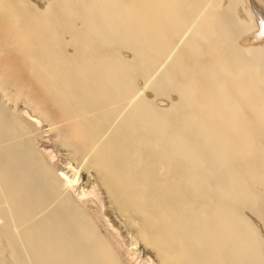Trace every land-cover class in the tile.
<instances>
[{"label": "bare ground", "instance_id": "obj_1", "mask_svg": "<svg viewBox=\"0 0 264 264\" xmlns=\"http://www.w3.org/2000/svg\"><path fill=\"white\" fill-rule=\"evenodd\" d=\"M76 1L90 4L78 40L59 52L38 35L22 52L30 77L9 75L36 116L0 101V264H123L88 211L106 201L102 217L119 218L156 264H264V0ZM19 32L33 43L27 25ZM146 52L166 53L137 88L130 66ZM172 61L183 75L170 81ZM153 83L168 86L163 104L141 96ZM40 120L65 170L32 143Z\"/></svg>", "mask_w": 264, "mask_h": 264}, {"label": "rangeland", "instance_id": "obj_2", "mask_svg": "<svg viewBox=\"0 0 264 264\" xmlns=\"http://www.w3.org/2000/svg\"><path fill=\"white\" fill-rule=\"evenodd\" d=\"M47 1H48V11L46 12V14H37L33 9H30L26 5H23L22 3H20V4L23 6L18 5V4H14L11 0H0V25L6 27V28H4V27L2 28L0 26V95H1L0 101H2L4 108H9V110L11 109V111H15V113L20 112L21 110H24L29 115L32 114V116L33 115L36 116V112H37L36 109L33 107V105L30 102L31 101L30 96L27 95L28 94L27 91H25L24 89H22V90L19 89L14 82H13L14 84L11 83L12 79H11V77H9V75L10 76L15 75L17 77V79L23 75H25V76L28 75V77H30V75H31L30 73H32L31 69H30L31 63L28 62V60H26L23 57L22 52L28 51V49H30V46H31V48H33V46L35 48V46L40 45L41 41L39 42V44L36 43V41L40 35H43L41 37L42 40L45 37V40L49 41V42L48 41L46 42L48 44H51V40L53 38V45L57 44V46L62 47V49L59 50V52H64L65 47L69 48L70 47L69 45L73 44V41L78 40L77 34L79 32L76 34L75 31L78 30V28L80 26H82V24L83 25L86 24L84 19L86 20L87 13L90 10V9L86 8V7H90L89 6L90 4H88L89 2H86V3L81 2L80 3V2H77L76 0H47ZM136 1H138V0H131V2H133V4L136 3L134 5V7L132 8L133 11L138 10V7H139L138 2H136ZM9 10H10V13H12V15H13V17L11 19L10 18L7 19V17L5 16V13L9 12ZM253 10L255 11V10H257V8L254 7ZM4 19H5V21H4ZM78 19H80L82 22L77 21ZM1 21H4V22H1ZM23 24L28 26L29 34L34 35L32 37L33 43L31 45L26 43V40L21 36V34L19 32V29L22 27ZM89 24H92V22H90ZM7 25L10 27H7ZM53 25L60 26V30L55 29V27ZM42 28H46V30L42 29ZM47 28H50L52 31L45 33L47 31ZM35 30H36V32H35ZM41 32L42 33L44 32V33L42 34ZM49 33H51V34H49ZM45 34H46V36H44ZM57 38L59 39V41H57ZM64 40H66V41H64ZM42 43H43V41H42ZM76 47L74 48L75 49L74 52H77ZM12 48H14L16 50L14 51V49H12ZM19 49H20V51L21 50H24V51L20 52V51H18ZM13 51L16 53H14ZM84 51L85 52H91V51L96 52V51L90 50V49L89 50L85 49ZM121 53H124L125 58H128L126 56H129V52L122 50ZM165 53L164 52H146L145 60H143V62L141 64L143 67L135 66V65L131 64V66H130L131 67L130 68V73H131L130 82H131V84L137 88L141 87L143 82L147 79V77L152 72H154V70L160 64ZM13 56H15V57H13ZM18 57L20 58V60L18 59ZM22 57L24 59H22ZM21 60H22V62H21ZM185 60H186V55L184 54L181 57H179L178 61L181 63L182 61L184 62ZM4 64L7 65L8 67L6 68ZM14 66H16V67H14ZM170 66H172L171 67L172 70H170V81L172 79L175 80V78H177L176 76L183 75V72H181V70H178V71L173 70V68H175L173 66V61L170 64ZM5 68H6V70L8 68L9 69L14 68V71H11L12 73L9 74L10 70L8 69L7 71H5L4 70ZM158 72H157V74H158ZM35 74H37V73H35ZM183 77L184 76H182L181 78H183ZM174 80H173V82H174ZM176 81L178 83H180L183 81V79H181L180 81L179 80H176ZM153 85H154L153 87L152 86L149 87L147 85V87L145 88V90H144L143 94H141V96L147 97V99L150 100V102H154V99H156L157 103L163 104L161 102L162 101L165 102V101L162 98V94H163V92L167 91L168 86L167 87H163V86L161 87L160 83L159 84L153 83ZM3 86H4V89H3ZM152 88H154V90H152ZM149 94H151V95H149ZM175 96H176V94L174 92L170 94V98L175 97ZM20 97L22 99H20ZM6 99L8 101H6ZM8 103H10V104L8 105ZM5 114H7V113H5ZM40 123H42V124H39L38 127L36 126L33 129L35 131H32L33 133H31V135L33 136L31 139V140H33L32 143L39 150L40 149L47 150V148L52 150L53 154L56 156L50 162L51 166L53 168H55L56 170H60V169L65 170L66 163L69 161V159H68L66 151H63V149L56 142V137L54 136L55 129H53V127H50V128H52V130H50V128L47 126V123L44 122L43 120H40ZM35 144H37V145H35ZM58 149H60V150H58ZM50 150H48V151H50ZM86 181H87V175H82L79 182L82 184H85ZM98 192L100 193V191H98ZM100 195L101 194H99V197H100ZM88 205H89L88 207H90V208H88V211H91L90 216H93V217L96 216L95 219L93 218V222L95 221L94 227L97 231V234L100 235V237H104V239L107 240L106 242H108L109 246L111 248H113L112 251L114 250L113 252L118 254L117 256H118V259L121 261V263H123V264H134V261L130 260V256L136 257L137 259L136 258L135 259L138 262L140 261L139 264L140 263L141 264H151V263H148L149 262V261H147L148 258L152 260V264L157 263V261L155 259L153 261V257L151 255H149L150 252L148 250H146V248L143 244L138 243L136 246L134 245L135 247L132 245L135 242H133L134 240L131 238L136 239V234L133 231L132 232L129 231V229H127L123 225L122 221L119 218L115 217V215L113 216V218L109 217L108 215H106L105 218L102 217V215L104 214L103 212H107L106 207L109 205V203H107V201L105 203V207L101 209V211H103V212H99V209H98V207H96L95 204L94 205L88 204ZM95 209H96L97 213L99 212L98 215H96L97 213H96ZM107 219H109V220L111 219L110 220L111 225L116 227L118 229L117 230L118 232L120 231L119 232L120 236H116V233L110 227H108V224L106 222ZM126 248H130V249L128 250ZM133 248L136 251L135 255L133 254V252L131 253V251H134V250H132ZM7 250L8 249L5 248V249H3V252L6 253ZM126 251L130 252V254L128 255V252L125 253ZM160 264H166V263L162 262ZM168 264H173V262L169 261Z\"/></svg>", "mask_w": 264, "mask_h": 264}]
</instances>
